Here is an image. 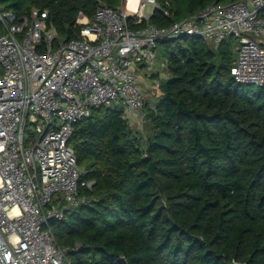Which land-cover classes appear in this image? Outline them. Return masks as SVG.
Returning a JSON list of instances; mask_svg holds the SVG:
<instances>
[{
    "label": "trees",
    "instance_id": "16d2710c",
    "mask_svg": "<svg viewBox=\"0 0 264 264\" xmlns=\"http://www.w3.org/2000/svg\"><path fill=\"white\" fill-rule=\"evenodd\" d=\"M162 10L129 28L168 27L206 7L241 0H157ZM122 0H0L18 19L48 12L61 42L80 39V13ZM264 16V11L261 12ZM231 36L161 40L168 78L144 128L120 104L77 123L73 145L88 202L52 221L71 264H264V86L238 83ZM160 78L157 70L152 76Z\"/></svg>",
    "mask_w": 264,
    "mask_h": 264
},
{
    "label": "built area",
    "instance_id": "2783aa9c",
    "mask_svg": "<svg viewBox=\"0 0 264 264\" xmlns=\"http://www.w3.org/2000/svg\"><path fill=\"white\" fill-rule=\"evenodd\" d=\"M122 0L121 11L99 4L80 13V39L61 42L48 12L18 19L0 6V264H71L53 233L66 209L88 202L70 143L75 125L102 106L120 104L141 129L147 121L138 73L157 70L161 40L197 36L216 45L238 43L231 73L238 83L264 86V0L217 3L168 27L129 28L149 19L157 0ZM126 7V8H125ZM168 14L165 10H162Z\"/></svg>",
    "mask_w": 264,
    "mask_h": 264
},
{
    "label": "rangeland",
    "instance_id": "374dc122",
    "mask_svg": "<svg viewBox=\"0 0 264 264\" xmlns=\"http://www.w3.org/2000/svg\"><path fill=\"white\" fill-rule=\"evenodd\" d=\"M144 12H145V15L150 16V14L152 12V7L148 6ZM236 45H237V41L234 40L233 51L235 53V57L237 55V53L235 51ZM163 62H164V60L158 57L156 60L155 69L160 71L159 81L164 85L169 76H168V72H167V67H166L165 63H163ZM138 76H139V80L142 83L145 101L155 103L158 100V96H160L162 94V88L157 87L155 81L152 78H149L148 76H146L144 71L139 72ZM253 89L256 90L258 88L256 86H253ZM136 129H137V127H136Z\"/></svg>",
    "mask_w": 264,
    "mask_h": 264
},
{
    "label": "crops",
    "instance_id": "0c3cea01",
    "mask_svg": "<svg viewBox=\"0 0 264 264\" xmlns=\"http://www.w3.org/2000/svg\"><path fill=\"white\" fill-rule=\"evenodd\" d=\"M136 1L137 0H132L131 2H130V4L128 5V8H130V9H132L133 7H135V5H136ZM126 8V7H125ZM145 13V12H144ZM153 14V11L151 12V14H150V16ZM149 16V17H150ZM150 103H152V102H150Z\"/></svg>",
    "mask_w": 264,
    "mask_h": 264
},
{
    "label": "water",
    "instance_id": "95a60500",
    "mask_svg": "<svg viewBox=\"0 0 264 264\" xmlns=\"http://www.w3.org/2000/svg\"><path fill=\"white\" fill-rule=\"evenodd\" d=\"M118 262H119L120 264H127V260H126L125 257H119V258H118Z\"/></svg>",
    "mask_w": 264,
    "mask_h": 264
}]
</instances>
